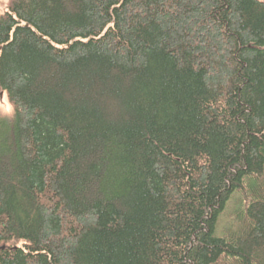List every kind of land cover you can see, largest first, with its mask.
<instances>
[{"label":"trees","instance_id":"1","mask_svg":"<svg viewBox=\"0 0 264 264\" xmlns=\"http://www.w3.org/2000/svg\"><path fill=\"white\" fill-rule=\"evenodd\" d=\"M2 94L0 264H264V2L10 0Z\"/></svg>","mask_w":264,"mask_h":264},{"label":"rangeland","instance_id":"2","mask_svg":"<svg viewBox=\"0 0 264 264\" xmlns=\"http://www.w3.org/2000/svg\"><path fill=\"white\" fill-rule=\"evenodd\" d=\"M264 2V0H260ZM10 0H0V15H4L9 11ZM0 110L3 115L12 117V106L8 100L7 95H0ZM243 191H237L233 198L227 204L225 210L221 213L218 219L215 236L223 238L227 232V229L233 222V217L238 211H242L246 206V199Z\"/></svg>","mask_w":264,"mask_h":264}]
</instances>
